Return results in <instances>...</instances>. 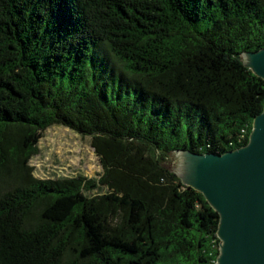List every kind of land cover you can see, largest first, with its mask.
I'll use <instances>...</instances> for the list:
<instances>
[{
  "label": "trees",
  "instance_id": "trees-1",
  "mask_svg": "<svg viewBox=\"0 0 264 264\" xmlns=\"http://www.w3.org/2000/svg\"><path fill=\"white\" fill-rule=\"evenodd\" d=\"M262 47L264 0H0V264H217L219 216L172 151L247 144ZM53 125L101 176L34 175Z\"/></svg>",
  "mask_w": 264,
  "mask_h": 264
},
{
  "label": "water",
  "instance_id": "water-1",
  "mask_svg": "<svg viewBox=\"0 0 264 264\" xmlns=\"http://www.w3.org/2000/svg\"><path fill=\"white\" fill-rule=\"evenodd\" d=\"M242 60L264 81V47ZM173 171L202 193L219 216L217 264H264V109L247 144L217 154L172 151Z\"/></svg>",
  "mask_w": 264,
  "mask_h": 264
},
{
  "label": "rangeland",
  "instance_id": "rangeland-1",
  "mask_svg": "<svg viewBox=\"0 0 264 264\" xmlns=\"http://www.w3.org/2000/svg\"><path fill=\"white\" fill-rule=\"evenodd\" d=\"M39 152L30 160L36 177L61 178L84 174L86 177H99L102 174L100 159L91 145V137L81 135L65 126L53 125L43 132L39 141ZM173 159L171 162V167ZM3 186L0 190L7 188ZM101 187L91 192L102 194Z\"/></svg>",
  "mask_w": 264,
  "mask_h": 264
}]
</instances>
